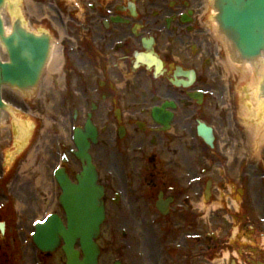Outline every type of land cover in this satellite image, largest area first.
<instances>
[{"label":"flooded vegetation","instance_id":"1","mask_svg":"<svg viewBox=\"0 0 264 264\" xmlns=\"http://www.w3.org/2000/svg\"><path fill=\"white\" fill-rule=\"evenodd\" d=\"M211 5L210 0H74L59 16L60 23L64 17L72 23L50 28L53 36L63 34L64 61L50 91L63 143L36 161L49 206L37 205V193L28 194V202L34 199L28 206L11 203L10 184L18 194L29 187L16 186L20 158L7 171L0 164V220L4 236L12 238V249L0 246V264H67L61 246L41 251L34 234L52 214L67 224L63 208L51 206L57 203L54 175L58 164L73 179L82 170L75 131L87 134L89 122L98 132L97 143L89 139V152L105 205L118 208L107 210L106 222L112 217L114 223L102 229L99 264H201L202 255L207 260L215 255L217 242L208 249L202 243L194 207L205 181L204 191H227L233 177L224 148L245 133L237 93L244 82L228 72V47L214 33ZM201 123L213 129V148L199 135ZM239 162L237 179L244 182L246 166ZM159 205L169 210L166 216ZM106 248L108 257L102 258ZM242 259L241 264H263L264 255L244 252Z\"/></svg>","mask_w":264,"mask_h":264},{"label":"rangeland","instance_id":"2","mask_svg":"<svg viewBox=\"0 0 264 264\" xmlns=\"http://www.w3.org/2000/svg\"><path fill=\"white\" fill-rule=\"evenodd\" d=\"M15 4L18 5V12L23 16L25 23L33 29H37L41 26L51 27V24L52 27L61 29L67 26V18L65 17L63 19L64 23H60L58 19L59 14L60 12L68 10L72 3L70 0H16ZM5 11L7 16H9L10 12H8V8ZM43 16L48 17L49 20L42 21ZM49 74L51 76L50 71L48 77ZM250 74L249 82L238 89L240 91L238 95L240 98L239 106H241L240 111L242 112V117L239 114V124L244 130L243 132L245 135L244 138L233 140V142L227 146V151L225 152L227 155L226 159L237 160L238 157L244 158V160L241 158L246 164V167L242 170L244 182L237 179L239 167L236 166L239 164L235 162L232 166H229V170L233 173V181L229 184L232 193H223V197H225L226 200L223 201L222 205L226 206L228 202L229 205L247 206L243 214H246V217L250 220L251 223H249V225L256 226L258 230H261V227L264 226L261 220L264 213V181H262L259 173H264V139H255L254 136H258V134L264 135V111L258 108L259 106H257L255 102V87L260 79V74L254 71ZM48 80L43 94L39 99L34 100L31 98L24 100L16 95L11 97V93L6 92V99L18 104L20 103L21 108L10 105L9 117L6 119V124L8 126L0 125V158L2 162L9 168L16 158H20L21 165L16 169L14 175L19 178L21 176L24 181H29V179L35 181V183L39 185H36L37 188L35 191L38 192L37 197L41 199L49 197L50 194L48 193V195H46L44 194L45 190H42L43 185H41V183H43L45 179L43 180L38 173L40 166L35 164V160L37 157L41 158L42 155H48L50 153L49 147H51L52 144L55 145L59 140L63 142V137L58 127L59 125L56 124L57 119L50 110V79L48 78ZM252 81H254V83ZM26 104L31 107L30 110H28L29 112L26 111L25 108H22L23 106L25 107ZM248 105L254 110H262L263 113H261L259 118H257V116L255 117V113L253 117L247 116ZM35 124L38 125L36 131L33 129V125ZM30 141H33V146L30 148V151L28 150L27 155L24 154L19 157V154ZM15 180H17V178H15ZM1 187L0 182V188ZM13 187H15L14 184L8 187L11 189V194H14L11 198L14 197L15 200H21L24 206H28L27 191L23 190V193L18 194L17 192H12ZM8 188H6V191ZM35 191L33 190L34 193ZM57 192L58 195L61 194L59 188ZM221 199L222 195H218V193H214L211 199L204 194V191L198 195L197 203L199 202L205 209V211L201 213L202 219L199 218L198 220L199 227L201 228L202 243L205 244L207 242L205 249H208V246L216 242L218 247L216 255L210 256V258L207 257L208 260L202 255L200 260L201 264H221L223 263V256L226 253V255L233 254L232 256L236 257L237 254L248 251L253 255L255 253H253L252 250L255 249V246L260 249L264 248V238H262L264 235L261 237L260 233H258V239L257 242H255L257 238H254V235H256L255 231L249 226H246V228L245 226L240 227V232L237 235L239 226L241 225L238 224L239 222L237 223V219L235 218L237 215L236 212L229 211V213H227L225 211H220L213 216V207L219 206ZM3 202H5V200ZM106 208L111 213L114 212L115 209H118L117 206H114L112 203H108ZM186 212L190 211L187 209ZM194 213H197V216L200 215L198 211L194 210ZM223 215H230V220L233 223H224V218H222ZM239 221H242L240 216ZM113 223L114 219L111 217L105 223L103 229L108 225L113 226ZM212 223L213 225L211 226L210 224ZM215 235L218 237L216 241L213 238ZM236 236L237 239H235ZM128 240H130V238H128ZM220 240H224V242H228L229 240L234 245L229 251L222 247ZM105 241L107 242V239H105ZM211 241L215 242L211 243ZM0 246H8L12 249V239L9 234L6 237L0 235ZM113 250L116 251L115 248H113ZM207 252L208 250H205V254ZM108 254L109 249L106 248L102 258L108 257ZM126 259H129V256H126Z\"/></svg>","mask_w":264,"mask_h":264},{"label":"water","instance_id":"3","mask_svg":"<svg viewBox=\"0 0 264 264\" xmlns=\"http://www.w3.org/2000/svg\"><path fill=\"white\" fill-rule=\"evenodd\" d=\"M7 0H0V39L7 45L10 52V63H3L0 59V113L5 108L2 99L3 85L29 88L35 85L40 77L47 58L50 41L49 38L37 37L26 34L21 30V24L15 23L13 35L5 36L4 19L1 9ZM215 6L219 11L217 16L222 32L232 43L237 58L243 62H251L263 66L264 56V0H215ZM264 74V70H263ZM261 91L264 94V79L261 83ZM211 129L202 125L200 134L210 140ZM211 141V140H210ZM77 155L86 161L87 165L77 177L78 183L71 182L69 177L59 171L57 179L63 193L60 197L62 206L67 212L69 222L71 218L78 220L68 228L54 216L50 221L39 224L38 230L42 234L55 226L52 220H58L59 234L65 239L64 249L67 251L70 261L78 262V256L74 247L80 240L83 249L88 253L84 264H97L99 248L95 239L100 234V226L105 220V207L102 202L104 190L97 184L98 175L86 149ZM36 241L42 247L43 241ZM59 239L53 240L54 246ZM45 249V248H44ZM73 252V256L72 253Z\"/></svg>","mask_w":264,"mask_h":264},{"label":"bare ground","instance_id":"4","mask_svg":"<svg viewBox=\"0 0 264 264\" xmlns=\"http://www.w3.org/2000/svg\"><path fill=\"white\" fill-rule=\"evenodd\" d=\"M3 19H4V23L5 25L7 26V30L8 31H11L14 27L15 24H12L10 21H9V18L6 16V14H3ZM22 29V28H21ZM217 36V35H216ZM216 39H218L216 37ZM0 44H2V42L0 41ZM228 54H229V51H228ZM230 55V54H229ZM61 65H62V61H61V58H60V54L58 52V47H54L53 48V52H52V58H51V61H50V65H49V69L45 75V78H44V82L45 83H48V73L49 71L51 72V77L58 73L60 71V68H61ZM230 71L231 73L233 74H240L242 73V80L245 79V77H248L250 76V73H251V68H250V65H246L248 67H245V68H241L239 67V65H235L234 63H230ZM242 71V72H241ZM49 79L50 78V74H49ZM3 90L5 89V87L2 88ZM0 125L1 126H4V125H7L6 124V118H5V115H3V117L1 118V121H0ZM8 126V125H7ZM24 130V129H23ZM257 133V132H256ZM258 134V133H257ZM258 137V138H257ZM256 139H264V135H261V134H258V136L256 135L255 136ZM48 188H46L45 191H47ZM28 200L30 201V197H28ZM34 199L29 202L30 204L33 203ZM35 201H37V205L38 206H44V203L42 204V199H40L39 197L35 198ZM33 205V204H32ZM24 206V205H23ZM78 220H75L74 218H71L70 220V225H73L75 223H77Z\"/></svg>","mask_w":264,"mask_h":264}]
</instances>
